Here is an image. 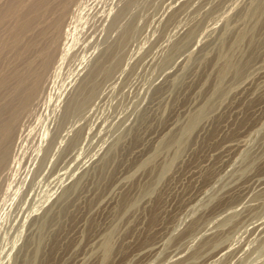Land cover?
I'll list each match as a JSON object with an SVG mask.
<instances>
[{"label":"rangeland","instance_id":"obj_1","mask_svg":"<svg viewBox=\"0 0 264 264\" xmlns=\"http://www.w3.org/2000/svg\"><path fill=\"white\" fill-rule=\"evenodd\" d=\"M89 1L1 167L0 264H264V0Z\"/></svg>","mask_w":264,"mask_h":264},{"label":"bare ground","instance_id":"obj_2","mask_svg":"<svg viewBox=\"0 0 264 264\" xmlns=\"http://www.w3.org/2000/svg\"><path fill=\"white\" fill-rule=\"evenodd\" d=\"M18 2H16V4L12 5V4H8L5 6V9L4 11L1 13L0 12V25L5 21H7L3 26L2 30H0V170H1V167H4L6 166V163L7 162V159L9 157V155H12L13 154H10V152L14 149V147L16 146L17 143H19V141L21 140H24L26 138H23L24 136L26 137V135H24V128L25 127V119H27L26 117L27 116H30L29 113L31 112V106L33 105L34 101L35 100H38L39 98V95H41V92L43 91V87H45V76L47 75V73L49 71H51L50 69L52 68V66H55V68L57 67V65H59L61 63V61L66 57L68 56V52L71 50L72 52L75 50L74 47H72L74 44L73 43V39H74V42L76 41V39L74 38V34H79V33H83L82 30H85V24L88 23V18H85L84 19V14H82L81 12L82 11H85L84 8L83 9V5L84 3L86 4L87 0H17ZM91 1V0H90ZM89 1V2H90ZM96 1V0H95ZM98 1V0H97ZM104 1V0H103ZM132 1V0H131ZM258 1V0H257ZM262 1V0H261ZM2 2V0H1ZM5 2V0L3 1ZM2 2V4H3ZM7 2H9L7 0ZM124 2V1H123ZM264 2V1H263ZM88 3V2H87ZM252 3H255L254 0H251V7L253 6ZM102 4V3H101ZM127 4V3H126ZM125 4V5H126ZM249 4V3H248ZM261 4V3H260ZM259 4V5H260ZM1 5V4H0ZM90 5V4H88ZM87 5V7H88ZM93 5V4H92ZM95 5V3H94ZM187 5V4H186ZM249 5V6H250ZM255 5V4H254ZM264 6V4H262ZM261 5V6H262ZM4 6V4H3ZM86 6V5H85ZM84 6V7H85ZM111 6V5H109ZM248 6V8H250ZM97 7V6H96ZM123 7V6H122ZM195 7V6H194ZM256 7V6H255ZM4 8V7H3ZM94 10V7H90ZM113 8V7H112ZM127 8V7H126ZM264 9V7H262ZM88 9V8H87ZM86 9V10H87ZM98 9V8H97ZM96 9V11H97ZM111 9V8H110ZM109 9V12L111 11ZM208 9V8H207ZM247 9V8H246ZM257 9V8H256ZM176 10V9H175ZM219 10V9H218ZM250 10V9H249ZM89 11V9H88ZM99 11H101L99 9ZM104 11V10H103ZM102 11V12H103ZM106 11V10H105ZM115 11V9H114ZM242 11V10H241ZM248 11V10H246ZM246 11H244L246 13ZM256 11V10H255ZM254 11V12H255ZM259 11V10H258ZM264 11V10H263ZM86 12V11H85ZM252 12V11H251ZM90 13V12H89ZM112 13V11L110 12ZM109 13V14H110ZM118 13V14H117ZM113 12L112 16L110 17L109 15V18H108V26L113 24L115 21H117L116 19L119 18L118 15H119V12ZM134 13V12H133ZM238 13V12H237ZM260 13V11H259ZM262 13V12H261ZM83 16H82V15ZM86 14V13H85ZM98 15L102 14L101 12L100 13H97ZM122 14V13H120ZM204 14V13H203ZM243 14V12H242ZM240 14V16L242 15ZM248 14V12H247ZM246 14V15H247ZM264 14V13H263ZM93 15V14H92ZM99 17L97 15H95L96 17L100 18L102 16ZM126 15V14H125ZM206 15V14H205ZM254 15V14H253ZM89 16V15H88ZM121 16V15H119ZM244 16V14H243ZM87 17V16H86ZM94 17V16H93ZM104 17V16H103ZM108 17V16H107ZM123 17V16H122ZM125 17V16H124ZM237 17V16H236ZM253 17V16H252ZM90 18V17H89ZM95 18V17H94ZM92 19V22H93V19ZM251 18V17H250ZM255 18V17H254ZM258 20L261 18L259 17H256ZM264 18V16H263ZM105 19V18H104ZM200 19V18H199ZM244 19V18H243ZM262 19V18H261ZM95 20V19H94ZM107 19H105L106 21ZM245 20V19H244ZM114 21V22H113ZM241 21V20H240ZM243 21V20H242ZM254 21V20H253ZM257 21V20H256ZM91 22V21H90ZM97 22V21H96ZM118 22V21H117ZM116 22V23H117ZM120 22V21H119ZM258 22V21H257ZM95 23V21H94ZM232 23V22H231ZM132 24V23H131ZM105 25V24H104ZM129 25V23H128ZM231 25V24H230ZM131 26V25H129ZM227 26V25H226ZM243 26V25H242ZM98 27V25H97ZM101 27V26H100ZM125 27H126V24H125ZM124 27V28H125ZM139 27V26H138ZM225 27V26H224ZM230 27V26H229ZM237 27V26H236ZM264 27V26H263ZM96 28V27H95ZM103 28H105L103 26ZM108 28V27H106ZM103 29V30H106ZM123 28V29H124ZM128 28V26H127ZM152 28V27H151ZM164 28V27H163ZM231 28V27H230ZM86 29H90V28H86ZM91 29H93V27H91ZM122 29V30H123ZM126 29V28H125ZM232 29V28H231ZM252 29V28H250ZM99 31V28L97 29ZM95 30V32L97 31ZM127 31H129L128 29H126ZM171 30V29H170ZM227 30V29H225ZM229 30V28H228ZM227 30V32H228ZM255 30V29H254ZM253 30V31H254ZM92 31V30H90ZM89 31V32H90ZM108 31V30H106ZM111 31V30H110ZM109 31V32H110ZM185 31V30H184ZM239 31V30H238ZM94 32V31H92ZM90 32V33H92ZM108 32V34H109ZM132 32V31H131ZM222 32V31H221ZM241 32V31H240ZM239 32V33H240ZM245 32V31H244ZM86 35L89 34L87 31L85 32ZM99 33V32H98ZM101 33V31H100ZM105 33V32H104ZM139 33V32H138ZM229 33V32H228ZM108 34H104V35H108ZM121 34V32H120ZM225 34H226V31H225ZM242 34V33H241ZM240 36H243L241 35ZM252 34V33H251ZM262 34V33H261ZM80 35V34H79ZM82 35V34H81ZM80 35V37H82ZM102 35V34H101ZM110 35V34H109ZM123 35V34H122ZM181 35V34H180ZM221 35H223L224 37V34L221 33ZM237 35V34H236ZM85 36V35H84ZM90 36V34H89ZM92 36V35H91ZM124 36V35H123ZM79 37V36H77ZM80 37L77 39L76 41V45H79L78 40H80ZM100 37V36H99ZM113 37V36H112ZM237 37V40L240 39V37L236 36ZM116 38V37H115ZM121 38V36H120ZM186 38V37H185ZM234 38V37H233ZM245 38V37H244ZM263 38V37H262ZM95 37L93 38V41ZM101 39V38H100ZM122 39H124L122 37ZM98 40V39H97ZM107 40V39H106ZM105 40V42H106ZM208 40V39H207ZM235 40V39H234ZM243 40V39H242ZM99 41V40H98ZM112 41V40H110ZM119 41V39H118ZM122 41V40H121ZM157 41V40H156ZM180 41V40H179ZM241 41V40H239ZM238 41V42H239ZM80 44H81V40L79 41ZM92 42V39L91 41ZM101 42V40H100ZM104 42V41H103ZM103 42H101L103 44ZM116 42V41H115ZM120 42V41H119ZM182 42V41H181ZM252 42V41H251ZM250 42V43H251ZM87 43V42H85ZM84 43V44H85ZM109 43V41H108ZM113 43V42H111ZM186 43V42H185ZM201 43V42H200ZM234 44H236V42H233ZM233 43H231V45H233ZM254 43V42H252ZM88 44V43H87ZM87 44H86V47H87ZM93 45V43H91ZM99 46L101 45L100 43H98ZM177 44V43H176ZM205 44V43H204ZM238 44V43H237ZM236 44V45H237ZM241 44V43H240ZM90 45V44H89ZM96 45V42L95 44ZM106 45V44H105ZM104 45V46H105ZM230 45V46H231ZM239 45V44H238ZM80 46V45H79ZM91 46V45H90ZM117 46V45H116ZM205 46V45H204ZM235 46V45H234ZM78 47V46H77ZM82 47V46H81ZM85 48V46H83ZM92 47V46H91ZM110 47V45H109ZM112 47V46H111ZM181 47V46H180ZM72 48H74V50H72ZM93 48V47H92ZM100 48V47H99ZM188 48V47H187ZM215 48V47H214ZM231 48V47H230ZM229 48V49H230ZM236 48V47H234ZM233 46H232V50L234 49ZM242 48V47H241ZM78 49V48H76ZM79 49H82V48H79ZM78 49V50H79ZM86 49V53H87V49L88 48H85ZM96 49V47H95ZM98 49V47H97ZM96 49V50H97ZM101 49V48H100ZM107 49H110V48H106L104 50V48H102V52H100L99 56H96L97 58L95 59L94 63H92L93 65L91 66V68H89V71L86 69V74L81 77L77 76V78H81L80 80H78L76 78V80L80 81L78 82V86L77 88H79V85L81 86V84L85 81V78L90 75H92L91 73L92 72V69L94 68V65L96 64L95 62L98 60V59H101L102 56L106 55L107 53ZM174 49V48H173ZM92 50V49H91ZM178 50V49H177ZM185 50V49H184ZM77 52V50H75ZM82 51V50H81ZM80 51V52H81ZM94 52V51H93ZM112 51L110 50V53ZM120 52V51H119ZM118 52V53H119ZM221 52V50H219V53ZM78 53V52H77ZM84 53V54H86ZM89 53V52H88ZM88 53L86 54V57H88ZM109 53V52H108ZM117 53V51H116ZM115 53V54H116ZM228 53V52H227ZM234 53V52H233ZM255 53V52H254ZM70 56H71V52H69ZM74 54V52L72 53ZM78 54H82V53H78ZM83 54V57L85 59V56ZM90 54V53H89ZM114 54V55H115ZM167 54V53H166ZM181 54V53H180ZM196 54V53H195ZM241 54V53H240ZM75 55V54H74ZM77 55V54H76ZM112 55V54H111ZM147 55V54H146ZM150 55V54H149ZM223 55H225L223 53ZM222 56L225 57V56ZM231 55V54H230ZM228 55V56H230ZM237 55V54H236ZM81 56V55H79ZM95 56V55H93ZM217 56H220V55H217ZM216 56V57H217ZM227 56V57H228ZM78 57V56H77ZM81 57V58H83ZM89 57H92L91 55H89ZM111 57V56H110ZM194 57V56H193ZM232 57V56H231ZM67 58V57H66ZM74 58V57H73ZM93 58V57H92ZM95 58V57H94ZM114 57H112L113 59ZM196 58V57H195ZM221 58V57H220ZM221 58V59H222ZM257 58V57H256ZM105 58L102 59V61L104 60ZM228 59V58H227ZM230 61H231V58H229ZM228 59V61H229ZM70 60V59H69ZM81 61V59H79ZM93 60V59H92ZM122 60V59H121ZM225 61V59H223ZM255 60V59H254ZM80 61H78L80 63ZM86 61V59L84 60ZM105 61V60H104ZM227 61V60H226ZM242 61V60H241ZM240 61V63H241ZM71 62V60H70ZM82 62V61H81ZM89 62V61H88ZM253 62V61H252ZM63 63H64V60H63ZM77 63V64H79ZM86 63V62H85ZM238 63H239V60H238ZM237 63V64H238ZM76 64V67H78ZM90 64V63H89ZM103 64V62H102ZM100 64V65H102ZM111 64V63H110ZM223 64V63H222ZM230 64V63H229ZM228 62L226 65H229ZM97 65H98V62H97ZM99 65V66H100ZM112 65V64H111ZM224 65V64H223ZM232 65V64H231ZM230 65V66H231ZM236 64H234V61H233V65L232 66H235ZM241 65V64H239ZM238 65V67H239ZM242 65H243V62H242ZM68 66V65H67ZM70 66V65H69ZM83 66H84V63H83ZM82 66V67H83ZM98 66V67H99ZM159 66V65H158ZM189 66V65H188ZM225 66V65H224ZM230 66H225V69ZM245 66V64H244ZM243 66V67H244ZM61 67V66H60ZM64 67V66H63ZM85 67V66H84ZM222 67V66H221ZM237 67V65H236ZM235 67V68H236ZM59 68V67H58ZM86 68V67H85ZM109 68V67H108ZM54 69V68H52ZM66 69V67H65ZM77 69V68H76ZM83 69V68H82ZM82 69L81 70V73L84 74V70L82 72ZM219 69L221 70V68L219 67ZM224 69V70H225ZM233 70V68H231ZM238 70V68H236ZM240 69V67H239ZM243 69V68H242ZM240 69V70H242ZM62 70V69H61ZM64 70V69H63ZM75 69H73L74 71ZM94 70V69H93ZM223 70V71H224ZM230 70V69H229ZM228 70V71H229ZM53 71V70H52ZM55 71V69H54ZM72 71V75H73V72ZM76 71V70H75ZM105 71V70H104ZM223 71H221L223 73ZM231 71V70H230ZM234 71L236 72V70L234 69ZM147 72V71H146ZM233 72V73H235ZM238 72V71H237ZM50 73V72H49ZM61 73V72H60ZM64 73V72H63ZM77 73V71L75 72V74ZM80 73V72H79ZM80 73V74H81ZM97 73V72H96ZM221 73V74H222ZM241 73V72H240ZM55 74V73H54ZM226 73L223 74V76L225 75ZM232 74V73H231ZM236 74V73H235ZM234 74V75H235ZM78 75V74H77ZM82 75V74H81ZM196 75V74H195ZM216 75V73H215ZM233 75V74H232ZM60 76V74H59ZM221 75V78L223 77ZM227 76V75H226ZM67 77V76H66ZM75 75H74V80H72V77L71 80L72 81H75ZM96 77V76H95ZM103 77V76H102ZM220 77V76H219ZM218 77V78H219ZM236 77V76H235ZM58 78V77H57ZM55 78V79H57ZM62 78V77H61ZM64 78V77H63ZM224 78H226L224 76ZM234 78V77H233ZM65 79V78H64ZM67 79V78H66ZM89 79V78H88ZM95 80V79H94ZM219 80V79H218ZM47 81V79H46ZM67 81H70L67 79ZM93 81V80H92ZM207 81V80H206ZM90 82V81H89ZM88 82V83H89ZM109 82V81H108ZM194 82V81H193ZM192 82V83H193ZM68 83V82H67ZM72 82H70L71 84ZM76 83V82H74ZM73 83V85H74ZM50 84V83H49ZM77 84V83H76ZM92 84H94L92 82ZM219 84H220V81H219ZM222 84V83H221ZM213 85V84H212ZM83 86V84H82ZM82 86H81V90H82ZM221 86V85H220ZM231 86V85H230ZM71 87V86H70ZM74 87V86H73ZM76 87V86H75ZM74 87V89H75ZM217 87V86H216ZM45 89V88H44ZM49 89V87H48ZM66 89V88H65ZM217 89H219V87H217ZM221 89V87H220ZM220 89L218 91H220ZM50 90V89H49ZM79 90V89H78ZM135 90V89H134ZM65 91V90H64ZM63 91V92H64ZM159 91V90H158ZM217 91V92H218ZM44 92V91H43ZM77 92V90H76ZM81 91L79 90L78 93H80ZM68 93V92H67ZM94 93V92H93ZM188 93V92H187ZM51 94V93H50ZM222 94V93H221ZM65 95V94H64ZM149 95V94H148ZM220 95V94H219ZM236 95V94H235ZM51 96V95H50ZM69 97V95L67 94L66 97ZM227 96V95H226ZM55 97V96H54ZM63 98L64 100V104H62L64 107V112H67L69 110V108L71 109V106L73 105V102H74V98ZM85 97V96H84ZM130 97V96H129ZM215 97V96H214ZM53 98V97H52ZM56 98V97H55ZM58 99V98H57ZM54 100V99H53ZM52 100V101H53ZM56 100V99H55ZM43 101V100H42ZM41 101V102H42ZM49 101V100H48ZM45 102V101H44ZM57 102V101H56ZM173 102V101H172ZM212 102V101H211ZM53 103V102H52ZM36 104V103H35ZM75 104V103H74ZM172 104V103H171ZM50 105H51V102H50ZM34 106V105H33ZM53 106V105H52ZM57 106V104H56ZM39 107V106H38ZM45 107V106H44ZM59 107V106H58ZM76 107V106H75ZM115 107V106H114ZM41 108V106H40ZM195 108V107H194ZM210 108V106H209ZM44 109V108H43ZM206 109V108H205ZM213 109V108H212ZM41 111V109H39ZM62 110V108H61ZM114 110V109H113ZM48 111V110H47ZM53 111V110H52ZM59 111V110H58ZM62 111V112H63ZM81 111V110H80ZM70 112V110H69ZM73 112V111H72ZM192 112V111H191ZM207 112V111H206ZM61 113V112H59ZM189 113V112H188ZM204 113V112H203ZM210 113V112H209ZM39 114V113H38ZM77 114V113H76ZM84 114V113H83ZM190 114V113H189ZM32 115V114H31ZM37 115V113H36ZM58 115V114H56ZM62 115V114H61ZM194 115V114H193ZM197 115V114H196ZM198 116V115H197ZM31 117V116H30ZM29 117V118H30ZM45 117V116H44ZM57 117V116H56ZM191 117V116H189ZM200 117V116H199ZM216 117V116H215ZM41 118V117H40ZM52 118V117H51ZM195 118V117H194ZM35 119V118H34ZM49 119V118H48ZM60 119V118H59ZM137 119V118H136ZM28 120V119H27ZM45 120V119H44ZM62 120V119H61ZM189 120V119H188ZM187 120V121H188ZM199 120V119H198ZM197 120V121H198ZM30 121V119H29ZM27 121V122H29ZM37 121V120H36ZM49 121V120H48ZM57 121V120H56ZM191 121V120H190ZM243 121V120H242ZM38 122V121H37ZM50 122V121H49ZM63 122H64V119H63ZM192 122V121H191ZM190 122V123H191ZM194 122V121H193ZM33 123V122H32ZM66 123V122H65ZM74 123V122H73ZM34 124V123H33ZM40 124V123H39ZM50 124V123H49ZM53 124V123H52ZM55 124V123H54ZM28 125V123H27ZM26 125V126H27ZM35 126H38L36 124H34ZM60 125V124H59ZM58 125V127H59ZM63 125V124H62ZM82 125V123H81ZM190 125V124H189ZM29 126V125H28ZM34 126V127H35ZM41 126V125H40ZM39 126V127H40ZM49 126V125H48ZM53 126V125H52ZM55 126V125H54ZM53 126V128H54ZM57 126V125H56ZM135 126V125H134ZM192 126V125H190ZM208 126V125H207ZM38 127V128H39ZM46 127V126H45ZM51 127V126H50ZM57 127V128H58ZM70 127V126H69ZM82 127V126H80ZM79 127V129L81 130V128ZM51 127V129H53ZM56 128V127H55ZM54 128V129H55ZM65 128V126H64ZM83 128V127H82ZM134 128V127H133ZM180 128V127H179ZM33 129V128H31ZM48 129V128H47ZM60 129H62L60 127ZM59 129V131H60ZM185 129H186V132H187V127L185 126ZM193 129V127H191V130ZM210 129V128H209ZM28 130V129H27ZM34 130V129H33ZM38 130V129H37ZM67 130V129H66ZM65 130V131H66ZM80 130H78L80 132ZM30 131V130H29ZM40 131V130H39ZM43 131V129H42ZM47 131V130H46ZM77 131V132H78ZM181 131V130H180ZM184 131V129L182 130ZM35 132V131H34ZM56 132V129L53 130L51 133L53 135V133L55 134ZM58 132V131H57ZM68 132V131H67ZM67 132H65L67 134ZM185 132V131H184ZM190 132V130L188 131ZM259 132V131H258ZM261 132V131H260ZM26 133V131H25ZM36 133H39L38 131ZM41 133V132H40ZM49 133V132H48ZM50 133V134H51ZM60 133H62L60 131ZM65 133H63L64 135L63 136H66ZM168 133V132H167ZM172 133V132H171ZM28 135V133H26ZM43 134V133H41ZM45 134V133H44ZM182 134V132H181ZM186 134V133H185ZM24 135V136H23ZM34 135V134H33ZM38 135V134H37ZM36 135V136H37ZM49 135V134H48ZM57 135V134H56ZM70 135V134H69ZM133 135V134H132ZM196 135V134H195ZM207 135V134H206ZM46 136V135H45ZM44 136V138H46ZM50 136V135H49ZM59 136V133L58 135ZM56 136V137H57ZM82 136V135H81ZM260 136V135H259ZM32 137V136H31ZM38 137V136H37ZM41 137V136H40ZM48 137V136H47ZM51 137V136H50ZM61 139H62V135L60 136ZM59 137V138H60ZM72 137V136H71ZM70 137V138H71ZM177 137V136H176ZM182 137V136H181ZM30 138V136H29ZM43 138V139H44ZM53 138V136L51 137V139ZM173 138V137H172ZM171 138V139H172ZM47 139V138H46ZM54 139V138H53ZM58 139V138H57ZM59 139V141L61 140ZM64 139V138H63ZM69 139V137H68ZM76 139V138H75ZM29 140V139H28ZM32 140V138H31ZM49 140V139H48ZM55 140V139H54ZM174 140V139H173ZM27 141V140H26ZM34 141H35V138H34ZM58 141V143H60ZM63 141V140H62ZM69 141V140H68ZM75 141V140H74ZM37 143V141H35ZM39 142L41 141H38V144ZM57 142V141H55ZM54 142V144H55ZM78 142V140H77ZM24 143V142H23ZM28 143V142H27ZM30 143V142H29ZM28 143V144H29ZM47 143V142H46ZM53 143V142H52ZM57 143V144H58ZM165 143V142H164ZM163 143V144H164ZM20 146L22 145V141L19 143ZM45 144V142H44ZM51 144V143H49ZM53 144V145H54ZM125 144V143H124ZM193 144V143H192ZM37 145V144H36ZM40 145V144H39ZM172 145V144H171ZM23 146V145H22ZM21 146V147H22ZM38 146V145H37ZM42 146V144H41ZM40 146V147H41ZM47 146V144L42 148V149H45ZM57 146V145H56ZM54 146V148L56 147ZM67 146V145H66ZM164 146V145H163ZM170 146V145H169ZM184 146V145H183ZM48 148H50L51 146H47ZM58 147V146H57ZM56 147V148H57ZM122 147V146H121ZM165 147V146H164ZM29 148V147H28ZM31 148V147H30ZM40 148V150H41ZM59 148V147H58ZM62 148V147H61ZM65 148V147H64ZM106 148V147H105ZM23 149V148H22ZM21 149V150H22ZM37 149L39 150V148L37 147ZM51 149V148H50ZM260 149V148H259ZM264 149V148H263ZM19 150V149H18ZM37 150V151H38ZM54 150V149H53ZM61 150V149H60ZM182 150V149H181ZM191 150V149H190ZM47 151H49V149H45L44 151V155H42V157H44L45 155H47ZM170 151V150H169ZM14 152V151H13ZM21 152V151H20ZM23 152V151H22ZM39 152V151H38ZM37 152V153H38ZM43 152V151H42ZM51 152V151H50ZM55 152V151H53ZM59 152V151H58ZM263 152V151H262ZM36 153V152H35ZM36 153V154H37ZM156 153V152H155ZM261 153V152H260ZM24 154V153H23ZM28 154V153H27ZM33 154V153H32ZM35 154V155H36ZM17 155V154H16ZM40 156V154H38ZM36 155V157H38L39 159V156ZM11 156V157H12ZM21 156V155H20ZM19 156V157H20ZM10 157V158H11ZM14 157V156H13ZM41 157V156H40ZM249 158V157H248ZM20 159V158H19ZM24 159V158H23ZM114 159V158H113ZM11 160V159H10ZM32 160V159H31ZM33 160H34V157H33ZM257 160V159H255ZM107 161V160H106ZM12 162V161H11ZM21 162V160L19 161ZM18 162V163H19ZM24 161H22L21 163H23ZM28 162V161H27ZM109 162V161H108ZM151 162V161H150ZM247 162V161H246ZM10 163V161H9ZM31 163V162H30ZM8 165V164H7ZM18 165V164H17ZM24 165V164H23ZM30 165V164H29ZM255 165V164H254ZM15 166V165H14ZM22 166V165H21ZM25 167V166H24ZM111 167V166H110ZM7 168V167H6ZM19 168V167H17ZM31 168V167H30ZM166 168V167H165ZM246 168V167H245ZM3 170H5V168H2ZM22 169V168H21ZM111 169V168H110ZM168 169V168H167ZM27 170V169H26ZM105 170V169H104ZM242 170V169H241ZM240 170V171H241ZM2 171V170H1ZM0 171V172H1ZM6 171V170H5ZM4 171V172H5ZM100 171V170H99ZM145 171V170H144ZM7 172V171H6ZM24 172V171H23ZM98 172V171H97ZM18 173V172H17ZM100 173V172H99ZM98 173V174H99ZM114 173V172H113ZM21 174V173H20ZM1 175V173H0ZM16 175V174H15ZM14 175V177H15ZM26 175V173H25ZM100 175V174H99ZM2 176V175H1ZM17 176V175H16ZM22 176V174H21ZM24 176V175H23ZM4 177V176H3ZM100 177V176H99ZM7 178V177H6ZM16 178V177H15ZM20 178V177H19ZM23 178V177H22ZM3 179V178H2ZM14 179V178H13ZM22 180V179H21ZM25 180V179H24ZM100 180V179H99ZM17 181V180H16ZM20 181V180H19ZM13 182V181H12ZM15 182V181H14ZM13 185V184H10V186ZM28 186V185H27ZM30 186V185H29ZM71 186V184H70ZM69 186V187H70ZM8 187V186H7ZM99 187V185H98ZM14 187H12L13 189ZM29 188V187H28ZM67 188V187H66ZM72 188V186H71ZM70 188V189H71ZM153 188V187H152ZM10 190V189H9ZM67 190V189H66ZM65 190V191H66ZM72 190V189H71ZM64 191V192H65ZM69 191V189L67 190ZM100 191V190H99ZM9 192V191H7ZM142 192V191H141ZM66 193V192H65ZM127 193V192H126ZM129 193V192H128ZM11 194V193H10ZM64 194V193H63ZM67 194V193H66ZM216 194V193H215ZM68 195V194H67ZM65 195V196H67ZM7 196V195H6ZM10 196V195H9ZM65 196H64V199H65ZM123 196V195H122ZM125 196V195H124ZM263 196V195H262ZM128 197V196H127ZM130 197V196H129ZM131 198V197H130ZM129 198V199H130ZM128 199V200H129ZM142 199V198H141ZM228 199V198H227ZM254 199V198H253ZM256 200V198H255ZM264 200V199H263ZM60 202V201H59ZM127 202H130V201H127ZM61 204V203H60ZM118 205V204H117ZM128 205V204H127ZM264 205V204H263ZM60 207V206H59ZM262 208V207H261ZM141 209V208H140ZM119 210V209H118ZM258 213V212H257ZM226 215V214H225ZM258 216V215H257ZM56 217V216H55ZM131 218V217H130ZM226 218V217H225ZM55 219V218H54ZM117 219V218H116ZM200 223V222H199ZM43 224V223H42ZM58 224V223H57ZM63 225V224H62ZM196 227V226H195ZM193 228V227H192ZM116 233V232H115ZM132 234V233H131ZM115 236V235H114ZM113 240V239H112ZM108 246V245H107ZM200 248V247H199ZM108 249L110 250V248L108 247ZM200 250V249H199ZM198 250V251H199ZM107 251V250H106ZM198 253V252H197ZM193 256V255H192ZM108 257V256H107ZM193 261V260H192Z\"/></svg>","mask_w":264,"mask_h":264}]
</instances>
